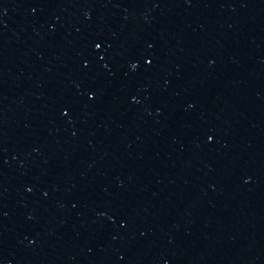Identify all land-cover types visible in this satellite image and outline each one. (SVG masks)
<instances>
[{"label": "water", "instance_id": "1", "mask_svg": "<svg viewBox=\"0 0 264 264\" xmlns=\"http://www.w3.org/2000/svg\"><path fill=\"white\" fill-rule=\"evenodd\" d=\"M0 264H264V0H0Z\"/></svg>", "mask_w": 264, "mask_h": 264}]
</instances>
